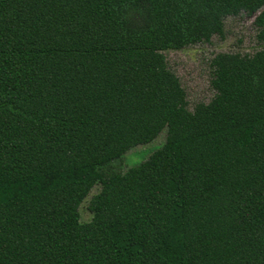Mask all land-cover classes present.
Segmentation results:
<instances>
[{"label": "trees", "instance_id": "1", "mask_svg": "<svg viewBox=\"0 0 264 264\" xmlns=\"http://www.w3.org/2000/svg\"><path fill=\"white\" fill-rule=\"evenodd\" d=\"M259 9L190 110L163 51ZM0 264H264V0H0Z\"/></svg>", "mask_w": 264, "mask_h": 264}, {"label": "rangeland", "instance_id": "2", "mask_svg": "<svg viewBox=\"0 0 264 264\" xmlns=\"http://www.w3.org/2000/svg\"><path fill=\"white\" fill-rule=\"evenodd\" d=\"M261 9L254 13L242 12L237 16L227 17L224 21V34L213 35L209 42H201L182 49L163 51L168 67L177 75L186 91L188 108L193 109L198 102H208L214 95L211 87L212 68L210 61L219 52H238L253 54L259 49L256 40L258 27L255 18ZM165 130L152 141L138 145L110 162L114 170L124 171L145 160L164 142ZM95 185L90 195L95 193ZM89 196L81 203L79 212L81 221H88L91 213L87 208Z\"/></svg>", "mask_w": 264, "mask_h": 264}]
</instances>
